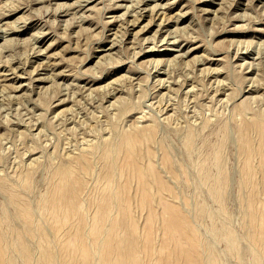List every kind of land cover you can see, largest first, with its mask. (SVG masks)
<instances>
[{
    "label": "rangeland",
    "instance_id": "obj_1",
    "mask_svg": "<svg viewBox=\"0 0 264 264\" xmlns=\"http://www.w3.org/2000/svg\"><path fill=\"white\" fill-rule=\"evenodd\" d=\"M262 116L264 0H0V264H264Z\"/></svg>",
    "mask_w": 264,
    "mask_h": 264
},
{
    "label": "bare ground",
    "instance_id": "obj_2",
    "mask_svg": "<svg viewBox=\"0 0 264 264\" xmlns=\"http://www.w3.org/2000/svg\"><path fill=\"white\" fill-rule=\"evenodd\" d=\"M79 3V2H78ZM138 4V3H137ZM147 4V3H146ZM78 5V4H77ZM81 5V4H80ZM125 5V4H124ZM133 5H135V4H133ZM132 5V6H133ZM129 7V6H128ZM130 9V8H129ZM128 9V10H129ZM131 9H132V7H131ZM136 9V8H135ZM130 11V10H129ZM135 12V11H134ZM132 20V19H131ZM2 30V29H1ZM118 40V39H117ZM28 56V55H27ZM258 59V58H257ZM259 60H261V59H259ZM156 64V63H155ZM154 64V65H155ZM157 65V64H156ZM162 70V69H161ZM198 70V69H197ZM164 71H165V68H164ZM166 72V71H165ZM214 73V72H213ZM151 74V73H150ZM35 78V77H34ZM173 84V83H172ZM191 84V83H190ZM224 86V85H223ZM29 87V86H28ZM157 88V87H156ZM155 88V89H156ZM29 91H31V90H29ZM122 92V91H121ZM149 97V96H148ZM90 98V97H89ZM172 98V97H171ZM164 99V98H163ZM172 101V100H171ZM176 101V100H175ZM27 102V101H26ZM10 107V106H9ZM5 109V108H4ZM155 111V110H154ZM161 113V112H160ZM256 114V113H255ZM164 116V115H163ZM257 116V115H256ZM258 117V116H257ZM260 117V116H259ZM252 119V118H251ZM243 125H242V128H244V127H247V126H249V127H251L252 129H255V131H256V133H257V136L259 137L257 140H255L254 141V144L252 145V144H250V141H249V138L246 136V133H245V136H244V132L242 133V139H244L246 142H248V144L249 145H247V146H243V148H242V154H244L245 155V158H246V160L244 161V174L246 175V181H248V182H250L251 180H252V178H251V175H252V170L250 169V165H251V163H250V160H251V158H254L255 156H259V158L261 159V161H263L264 162V116H262L260 119H257V120H255V121H253V120H251V121H249V122H243L242 123ZM244 130V129H243ZM247 131H249V130H247ZM249 133V132H248ZM122 137H124V136H122ZM227 138V137H226ZM224 139V138H223ZM259 140V144H257V141ZM119 142V141H118ZM245 142V143H246ZM118 144V143H117ZM122 144V143H121ZM125 144V143H124ZM110 145L111 144H109V147H110ZM258 145H261L260 147H258ZM123 146V145H122ZM125 146V145H124ZM111 147H115V145L114 144H112L111 145ZM118 148H120L119 146H117ZM124 149H125V147H124ZM124 149H122V150H124ZM118 150V149H117ZM112 152V151H111ZM107 152H105L104 153V155H103V160L104 161H109V159H108V156H107V154H106ZM256 153V154H255ZM254 154H255V156H254ZM137 158V157H136ZM111 159V158H110ZM112 160V163H113V159H111ZM106 162V163H107ZM110 162V161H109ZM253 162V161H252ZM204 167V166H203ZM120 169V168H119ZM255 169V168H254ZM62 187H63V185H62V181H61V184L59 185V190H62ZM58 192V191H57ZM71 200V199H70ZM171 224V223H170ZM165 227V226H164ZM260 227V228H259ZM259 229H261V228H263V225H259ZM86 228V227H85ZM172 229V228H171ZM171 233V232H170ZM174 234V233H173ZM172 237V236H171ZM171 239H173V238H171ZM112 243H118V241L117 242H112ZM119 246H121V241L119 242V244H118ZM117 246V245H116ZM117 253V252H116ZM129 253H130V249H129ZM118 254V253H117ZM155 255H157V254H155ZM127 256V252H125V251H123L122 253H121V255L119 254L118 255V258L119 259H124L125 257ZM106 261V260H105ZM109 262V261H108ZM164 262V261H163ZM162 262V263H163ZM107 263V262H106ZM94 264V263H93ZM173 264V263H172Z\"/></svg>",
    "mask_w": 264,
    "mask_h": 264
}]
</instances>
